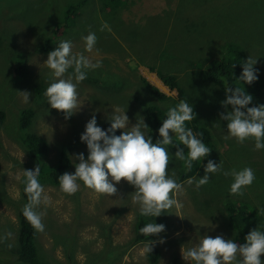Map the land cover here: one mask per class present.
I'll use <instances>...</instances> for the list:
<instances>
[{"label": "rangeland", "instance_id": "1", "mask_svg": "<svg viewBox=\"0 0 264 264\" xmlns=\"http://www.w3.org/2000/svg\"><path fill=\"white\" fill-rule=\"evenodd\" d=\"M109 1L112 7H100L99 10V0H0V111L6 116V124L0 128V252L6 250L7 246V251L11 250L17 242V213L19 208H23L20 190L22 170L35 168L22 141L18 139L16 129L19 113L25 109L35 112L31 127L25 135L48 142L49 151L43 161L45 164H56L61 151L70 147L73 154L74 151L83 150L86 159V146L80 142L79 136L91 115H96L97 125L103 128L107 123L106 119H110L114 110L119 107L125 109L131 126L140 116L145 122L146 108L162 106L157 97L148 98L149 88L158 87L156 81V84L149 81L151 75L159 77L157 71L162 75L170 73V76H175L178 87L184 90L181 97L177 90H160L166 98H170L165 100V107L175 106L181 100L191 102L197 117L209 129L216 149L202 159L200 171L193 177V184L185 181L181 184L182 189L173 195L179 206H173L158 216L160 220L157 224L165 225V231L156 235L152 246L161 255L157 264H168L169 260L172 258L173 261L175 257L187 264L181 259L180 248L197 243L204 235H221L225 239L243 243L250 230L255 227L264 229V214L259 212V209L264 208V169L263 172L256 171L259 163H250L247 156L238 160L240 169L249 167L255 175L252 184L243 188L242 194L238 195L241 201L229 194L231 176L220 173L209 174V182L200 187L201 195L197 194L200 188H195V178L204 174L203 168L207 160L219 162L224 171L239 168L230 162L228 149L231 143L227 142L240 143L232 138L226 139L225 122L213 117V110L221 113L222 108L214 107V102L211 103L209 98L216 97V92H221L210 83H202V79L193 74L197 72L190 70L191 65L184 56L192 57V50L195 48L189 44L188 32H178L180 29L175 26L174 19L179 16V10L182 14L183 6L189 4L191 6L186 12L192 20H196V16L206 17L210 11H216V14L220 11L227 14L229 11L232 15L241 16V20L245 21L238 22L243 25L241 33L244 38L227 39L226 33L216 46L222 45L225 55L227 53L223 44L226 42H238L247 48V51H264V0H252L251 7L247 9L248 16H243L247 0ZM7 3L9 4L6 5ZM74 7L78 10L76 19L79 16L75 26L76 19L71 18L76 16ZM192 7L197 13L194 14ZM205 9H208L206 13ZM20 15L24 17H19ZM65 16H69L72 21V27L66 36L63 34L64 27H55L56 22L64 20ZM80 20H84V27L78 25ZM51 21L52 27L49 25ZM104 23L107 28H102ZM224 25L221 24L222 30L225 29ZM56 29V34L52 37L51 31ZM89 32H94L97 37L95 49L91 53L84 51L83 41V37ZM42 37L53 39V49L59 41L70 40L74 53H84L94 62L100 61V67L89 71L87 78L77 84L80 107L67 119L61 112L51 109L46 102L44 92L55 78L46 65L42 64L48 53L43 51L45 42H42ZM233 37L236 38V33ZM13 39L19 42L17 49L11 47ZM182 48L183 52L185 48L189 52L182 53ZM215 48L212 47L213 51L209 52L203 47L199 51L204 58L210 56L212 60L217 57ZM17 52L19 55H16ZM171 54L182 64H174L170 58ZM198 55L199 53L195 54L196 57ZM262 60L264 59L260 56V69H264ZM17 72L18 79L14 77ZM71 72L72 69H69L62 78L67 79ZM113 73L116 76L110 77L109 74ZM115 82L120 83L119 89H111L112 83ZM129 82L132 85L128 86ZM134 89L137 92L131 93ZM20 91L30 93V103L22 102ZM128 92L131 94L128 95ZM37 95L42 96V101L44 100L39 108L36 105ZM166 110L160 109V112ZM246 144H250L254 157L262 164L263 152L254 150L253 141L248 140ZM169 155L166 172L170 170L169 164L174 160L171 153ZM224 155L229 162L225 163ZM70 160V167L65 173L74 172L75 163H78L75 155H72ZM228 163H231L229 167ZM168 174L171 175L170 172ZM78 183L80 187L71 195L62 192L60 185L43 186L49 202L41 203L37 208L44 224V230L38 231L35 246L39 260L48 262L47 264H150V261H147V253L143 251L145 243L130 245L134 239V225L139 215L138 207L132 201V186L121 179L115 183L116 192L108 195L97 193L82 182ZM245 194L252 195V199L244 198ZM232 203H235L234 216L225 211ZM249 208L256 210L251 215V219L256 220L254 224L251 219L247 220L251 214ZM237 225L242 226L245 235L237 230ZM161 238L164 240L162 244L158 242ZM13 256L14 253L0 255V264H13ZM261 260H264V254L261 255Z\"/></svg>", "mask_w": 264, "mask_h": 264}, {"label": "clouds", "instance_id": "2", "mask_svg": "<svg viewBox=\"0 0 264 264\" xmlns=\"http://www.w3.org/2000/svg\"><path fill=\"white\" fill-rule=\"evenodd\" d=\"M107 27L106 23L102 26ZM83 41L84 51L93 52L97 42L96 34L89 32L83 37ZM72 48L70 40L59 41L56 47L47 53V58L42 63L55 78L44 92L46 102L51 109L61 112L65 119L80 107L77 84L87 78L89 71L100 67L99 60L94 62L84 53H74ZM256 63V59L249 57L243 61L241 73L236 80L247 85L257 81L259 69L254 67ZM69 69H72V72L68 78H62ZM155 78L165 86L158 76ZM225 83V99L220 102L224 112L219 114V120L225 122V138L235 139L238 143L252 139L254 150L264 149V104L249 107L253 97L246 93L244 88L242 90ZM153 88L161 93L157 86ZM19 93L23 103L31 102L29 92ZM228 106H231L230 111ZM193 114V107L187 100H181L170 107L156 130L158 139L155 142L152 141L151 135L147 134L149 127L143 117L135 119V124L129 126L125 109L117 107L111 118L106 119L109 126L103 130L97 125L96 115H91L79 136L80 142L86 146L87 158L85 159L83 153L76 154L75 160L78 163H75L74 172L59 175L61 191L69 195L75 193L80 187L79 181L97 193L111 195L116 192L115 183L123 179L134 189L132 201L137 205L141 216L155 218L173 206H179L173 195L182 189V183H178L168 171L166 172L170 160L166 146L174 144L175 134L183 148L176 149L174 158L182 161L188 171L192 170L193 162L199 161L202 164V159L211 150L198 138V133L185 127V122L191 121ZM117 129L122 130L119 135L115 134ZM184 149H187L186 154ZM203 171L202 176L195 178L196 189L209 182V174L220 173L231 176L232 182L228 189L231 195L242 194V189L251 185L255 179L254 172L249 167L224 171L219 162L214 163L211 159L204 164ZM22 173L23 192L27 197V203L21 205L22 215L31 227L42 232L44 224L37 208L41 203L47 204L49 198L44 194L43 186L38 180L37 167L22 170ZM187 183L193 184V178H189ZM259 212L264 214V208L259 209ZM164 231L165 225L153 223V220L140 228V232L147 237L144 253H151L155 243L148 237ZM158 242L164 243L163 238ZM262 254L264 229L257 227L246 234L243 243L225 239L221 235H204L197 243L180 248L181 259L187 264H264V260H261Z\"/></svg>", "mask_w": 264, "mask_h": 264}, {"label": "trees", "instance_id": "3", "mask_svg": "<svg viewBox=\"0 0 264 264\" xmlns=\"http://www.w3.org/2000/svg\"><path fill=\"white\" fill-rule=\"evenodd\" d=\"M83 2H86V0H83ZM207 2V0H206ZM205 2V3H206ZM204 3V4H205ZM251 3L252 0H247V5L243 8V16H248L247 13V9L248 7H251ZM9 3H7L6 5H8ZM209 6H212L210 3H207ZM203 5V4H201ZM3 6V5H2ZM189 6H191V4H189ZM189 6L184 5V12L181 14L180 10H179V16L177 17V19H174V24L176 27H178L180 30L178 32H188L190 37L188 38V40L190 41L189 44L193 45V47L195 48V50H192L194 55L191 56H184L185 59L187 60V62L191 65L189 66L190 70H195L197 73H193L195 76L200 77L202 80V83L207 82L210 83L214 86H216V88L223 94H218L216 92V97L213 98H209L211 103L214 102V107L220 106L221 104L220 102L223 101L225 99V93H224V87L227 85L233 86V87H240L242 90L244 88L245 92L250 94L253 97V100L251 102V104L249 105V107L257 105V104H264V69H260L259 65H258V60L261 56V58L263 57L264 59V51L261 50H251V51H247V48H244L240 43L235 42V43H229L226 42L223 44V47L226 51V55L225 53H223L222 51V45H217L216 43L219 44L222 41V36L224 38V35L227 33V39L228 38H233V39H238V38H244L242 35V24H239L238 22H244L243 20H241V16H236V15H232L228 10V13H224V11H220L218 12V14H216L215 12L210 11L209 15L205 17V15L201 16H196V20H192V18L189 16V14L186 12V9L189 8ZM100 7H112V4L109 0H99V10ZM114 7V6H113ZM1 8V5H0ZM76 11V16L71 17L76 19L77 15H78V10L77 8H73ZM179 9V8H178ZM192 11H194V14L197 13L195 11V9L192 7L191 9ZM208 11V9H205V13ZM19 17H24L23 15H20ZM28 18V16H27ZM26 18V19H27ZM79 18V16H78ZM77 18V19H78ZM70 17L69 16H65V19L62 20H58L56 22L55 27L58 29L59 27H64V31L63 34L66 36L70 30V28L72 27V21L69 20ZM77 19L74 21V26L77 24ZM192 20V21H191ZM155 23H158L156 20H154ZM221 24H225L224 25V30H222ZM50 27L53 26V22H49ZM78 25L80 27H84V20H80V22L78 23ZM161 29H165L160 27ZM56 30H54V32L51 31L52 37L55 36L56 34ZM191 29V30H190ZM236 33V38L233 37V34ZM50 34V33H49ZM50 34V35H51ZM109 35V34H108ZM186 35V34H185ZM52 39V38H51ZM50 38H43L42 37V42L44 41V47H43V51L44 52H49L51 50H53V48L51 47L52 45V40ZM58 39V38H57ZM149 40H151L150 38H147ZM4 42L5 37H3ZM59 40V39H58ZM57 40V41H58ZM16 41V42H14ZM1 42H2V36H0V46H1ZM243 43H248L247 41H243ZM19 46V42L17 39H13L11 47L12 49H17L16 47ZM206 49L207 51H213L212 47L215 48V52L217 53V57L216 59H212L210 60V56L207 58H204L199 49L203 48ZM19 49V47H18ZM187 53L189 52L186 48L185 51L183 52V48H182V53ZM199 53V55L196 57L195 54ZM1 54V53H0ZM16 55H19V52H17ZM184 55V54H183ZM201 57L204 58V60L202 61ZM252 58V59H256L257 63L254 65L255 68L259 69V77L257 79V81H255L254 83H252L251 85H247V84H243L241 81L236 80L240 73H241V64L243 61H245L247 58ZM15 59V57H13ZM171 60L173 61L174 64H182V62L176 58L173 54L170 55ZM194 61V62H193ZM264 61V60H262ZM193 62V63H192ZM234 65V66H232ZM150 70H152V68H150ZM154 71V68H153ZM18 74V72H17ZM15 74L14 77L16 79L19 78V74L17 75ZM157 74L159 75V78L161 79V81L163 82V84L170 90H177L179 92V95L181 97V95H183V89H180L178 87V82L177 79L175 78V76L173 75H162L157 71ZM98 84V83H97ZM115 86H111V89H114ZM210 88V87H209ZM150 90V94L148 96V98H154L157 97L158 98V102L162 103V106H155V107H159L160 109H169L170 107H173L174 105H171L169 107H165V100H170V98H166L164 96V94L159 93L156 89L149 88ZM202 91V90H199ZM36 105L37 108H39L44 100L42 101V96L37 95L36 97ZM41 98V101H40ZM189 102V101H188ZM191 104V102H189ZM192 105V104H191ZM142 107L145 108V106L142 104ZM155 107H150V108H146L145 109V123L148 125L149 129L147 130V134L151 135L152 137V141L155 142L158 139L157 136V132L156 130L159 128L161 121L166 117V113L167 110L163 113L160 112L159 108H155ZM193 107V105H192ZM231 106H228V110ZM54 110V109H53ZM224 112V109L222 108L221 113ZM161 113V114H160ZM193 119L191 121H186L185 122V127L186 128H191L192 131L194 133H198L199 137L202 142L209 147L211 150L210 152L215 151L216 149L213 146V139L209 133V129L206 127V125L204 123H202V120L199 119L197 117V112L194 110L193 108ZM219 114L220 112H218L217 110H213V117L216 118L219 121ZM35 116V112L32 109H25L22 110L19 113L18 119H17V132H18V139L20 141H22V145L25 147V150L27 152V154L29 155L31 161H33V163L35 164V168L37 167L39 169V176H38V180L40 182V184L42 186L44 185H49V186H59V175L65 173V170L70 167V157L72 155L78 154V153H83V150H81L80 152L78 151H74L75 154H73V150L72 148H65L64 150L61 151L60 156H59V160L57 161L56 164L50 166L45 164L46 159H44L46 157V155L48 154L49 151V146H48V142L45 139H41V138H36L35 136H31V135H25L26 131L31 127L32 124V120ZM211 117V116H210ZM5 118L6 116L0 111V128L3 126V124L5 123ZM210 119V118H209ZM14 126L16 127V123L14 124ZM108 122L104 124L103 129H106L108 127ZM121 132H119L118 130H116L115 134L119 135ZM170 135H172V133H169ZM250 141H253L252 139H248ZM237 144L236 142L232 143L227 142V143H231L229 145V155H230V162L234 165L239 166V168L237 170L240 169V164L238 163V160L240 158L246 157L249 160L250 163L252 164H258L259 165L255 168L256 171L258 172H263L262 170L264 169L263 165H264V149L260 150L263 152V155L261 156V161L262 164L260 162V160H257L254 157V152L251 151L250 148V144H246V141ZM223 141H221L222 143ZM254 142V141H253ZM173 143L174 144H170L167 147L168 152L171 153L172 157H173V161L170 162L169 164V168L170 170L168 171V173L170 172L171 176H173V178L178 182V183H184L185 181H187L189 178H193L199 171L201 168V162L199 163V161H195L193 162V166H192V170L188 171L185 169L184 164L182 161L176 160L174 158V153L176 151L177 148L181 147L183 148V145L180 144V142L176 139L175 134H173ZM249 143V142H248ZM185 154L187 153V149H184ZM225 163L229 162L228 159H226V156H223ZM43 162V163H42ZM230 163V164H231ZM230 164L228 163V167L230 166ZM224 165V164H223ZM254 168V167H252ZM23 183H20V190H21V194H22V203L25 205L27 203V197L26 194L23 192ZM201 188L197 191L198 195H201ZM2 195V193L0 194ZM233 197H236L240 200V196L238 195H230ZM244 198H248V199H252V195L250 196L249 194H245ZM230 200V199H229ZM241 201V200H240ZM243 201V200H242ZM234 204L232 203L230 204V207H227L225 209V211H227V214L230 216H234L236 214V210L234 208ZM23 207V206H21ZM248 208H242V210H246ZM250 210V215L247 218V220L249 221L251 219V215L252 213H255L256 210L249 208ZM244 213V211H242ZM240 214V213H239ZM148 217V216H147ZM146 216H141L138 215L137 216V222L134 225V239L132 242H130V245L133 244H138V243H146L147 242V237L144 236L141 232H140V228L142 226H144L145 224L151 222L153 220V223H158L159 222V217H155L152 219H148ZM246 217V216H245ZM17 219H18V226L19 228L17 229L18 232V239L16 244L14 245V247L8 250V246L6 247V250H2L0 252V255H3L4 253H6L7 255H11L12 253H14L13 256V264H47L43 263L39 260L38 256H37V250L35 248L36 246V241H37V237H38V231H36L33 227H31V225L26 221V219L23 217L22 215V208H19V211L17 213ZM235 220V219H234ZM252 224L256 223L255 219H251ZM68 227V226H67ZM247 229H249V227H247ZM237 230H239L241 232L242 235H245V231L243 230L242 226H238L237 225ZM244 233V234H243ZM55 236V235H54ZM155 236H149L148 239L154 241ZM11 246V245H9ZM147 261L150 264H157L160 259H161V255L160 253L154 249V247L152 248L151 253H147ZM176 258V257H175ZM108 264V263H106ZM170 264H183L182 262H180L179 259H173V261H171Z\"/></svg>", "mask_w": 264, "mask_h": 264}, {"label": "water", "instance_id": "4", "mask_svg": "<svg viewBox=\"0 0 264 264\" xmlns=\"http://www.w3.org/2000/svg\"><path fill=\"white\" fill-rule=\"evenodd\" d=\"M109 75H110V77H115V76H116L115 73H113V74H109ZM130 85H132L131 82L128 83V86H130ZM144 85H145V84H144ZM112 86H115V89H119V87H120V83H118V82L112 83ZM133 92L136 93L137 90L134 89V91H132L131 93H133ZM131 93L128 92V95L131 94ZM121 95H122V94H121ZM128 95H127V96H128ZM127 96H126V97H127ZM137 96H139V95H137Z\"/></svg>", "mask_w": 264, "mask_h": 264}, {"label": "crops", "instance_id": "5", "mask_svg": "<svg viewBox=\"0 0 264 264\" xmlns=\"http://www.w3.org/2000/svg\"><path fill=\"white\" fill-rule=\"evenodd\" d=\"M149 81H152L154 84H156V82H157V84H159L158 87H159V89H160L161 91H162V90H163V91H167V90H166V87L163 86V85H161L153 75H151V80H149ZM155 81H156V82H155ZM161 86H163V87H161Z\"/></svg>", "mask_w": 264, "mask_h": 264}, {"label": "bare ground", "instance_id": "6", "mask_svg": "<svg viewBox=\"0 0 264 264\" xmlns=\"http://www.w3.org/2000/svg\"><path fill=\"white\" fill-rule=\"evenodd\" d=\"M159 85V84H158ZM161 87H163V86H161ZM177 259H178V257H176ZM161 260V259H160ZM171 261H172V258H171V260H169V263L168 264H170L171 263ZM181 262V261H180Z\"/></svg>", "mask_w": 264, "mask_h": 264}]
</instances>
